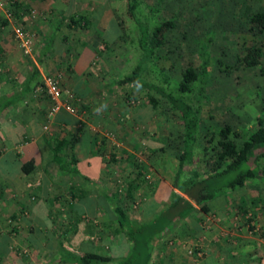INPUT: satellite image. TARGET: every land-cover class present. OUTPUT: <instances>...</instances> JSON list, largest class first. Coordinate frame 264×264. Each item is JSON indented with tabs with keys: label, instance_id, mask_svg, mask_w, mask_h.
Returning a JSON list of instances; mask_svg holds the SVG:
<instances>
[{
	"label": "crops",
	"instance_id": "obj_1",
	"mask_svg": "<svg viewBox=\"0 0 264 264\" xmlns=\"http://www.w3.org/2000/svg\"><path fill=\"white\" fill-rule=\"evenodd\" d=\"M30 1L42 6V0ZM53 8L37 16L33 27L36 43L30 56L10 40L0 44V226L5 225L7 215L13 217V236L19 234V241L31 250V257H20L12 251L8 235L1 231L0 264H60L64 258L57 249L60 239L75 252L96 250L123 256L130 248L125 234L115 229L118 222L113 209L112 169L106 159L114 158L110 153L113 149H109L114 142L101 134L97 112L94 120H89L95 103L91 100L92 86L98 87L97 83L103 81L95 74L106 69L93 61L95 50L89 41L70 32L85 21L74 27L66 24V18L57 28V14L62 8ZM74 11L83 12L66 10V14ZM52 13L56 16L53 26L47 22ZM54 70L62 73L63 89L76 96L75 113L61 108L50 116L49 97L43 91L35 92L44 73ZM81 115L88 120L85 122ZM130 133L131 128L123 129L124 136ZM144 135L150 149L163 150V141L156 133ZM57 136L66 140L61 153L64 162L73 161L64 167L55 162ZM126 155L130 157V151ZM193 159L192 172L195 154ZM175 174L172 179L161 174L157 182L143 184L150 190L136 214L128 211L132 220L150 221L162 209L164 197L168 203L173 192L187 197L174 184ZM206 174L194 172L198 178ZM253 183L264 185V174L259 172L241 186H225L207 200V213L216 214L210 227L199 224L204 211L192 200L194 207L187 216H174L153 234L147 264H191L192 257L185 248L191 242H198L196 245L203 249L201 264H264V188H256ZM232 212L240 217L234 220ZM92 226V234L85 231Z\"/></svg>",
	"mask_w": 264,
	"mask_h": 264
},
{
	"label": "rangeland",
	"instance_id": "obj_2",
	"mask_svg": "<svg viewBox=\"0 0 264 264\" xmlns=\"http://www.w3.org/2000/svg\"><path fill=\"white\" fill-rule=\"evenodd\" d=\"M14 2L19 4L14 6ZM41 4L42 6H37L30 0H0V16L8 19L6 24L0 21V44L1 41L10 40L24 55L30 56L34 52L37 35L33 27L37 24L38 17L46 15L52 6L68 11H83L87 15L85 26H79L70 32L89 41L95 50L93 61H99L106 69L104 73L95 74L103 81L97 83L98 87L92 86L94 96L91 100L95 103L92 104L93 112L89 120H94L93 114L97 112L95 114L99 117L98 127L103 130L101 134L106 138L110 137L114 142L109 148L113 149L110 153L114 154V158L111 160L106 156L112 169L110 178L114 185V202L123 203L129 212L136 214L146 191L150 190L143 184L157 182L161 174L172 179L177 171V159L183 145L180 123L164 97L140 84L116 82L117 78L137 64L140 55L137 40L139 31L127 11V0H42ZM259 9L264 10V0H138L136 14L141 19L149 23L168 18L174 20V25L166 32V41L157 52V59L147 64L143 73L145 78L175 91L182 67L189 61L198 65L201 48H205L208 53L210 73L204 88L206 96L201 100L200 131L194 148V172L197 175L207 172L206 161L213 155L214 149L211 146L215 143L218 135L216 130L220 126L230 124L232 131L236 132H231V135L240 140L255 127L259 116L264 117V74L258 66L242 67L237 64L236 59L244 54L247 46L255 40L260 41L264 48V30L255 31L248 28L247 24L248 15ZM54 14H51L54 17L47 16V22L52 23V26L56 22ZM17 29L27 32L31 37L29 52L19 44ZM2 54L3 51H0V61ZM170 61L174 62V68L168 74L161 69ZM261 61L264 64V53ZM59 74L62 79V73ZM106 83L108 86H105ZM97 89L99 91L95 92ZM147 93H152L158 98L156 110L148 119L146 111L151 109L148 108L150 104L146 99ZM81 117L85 122L88 120L86 116ZM129 128L132 133L124 136L123 129ZM145 132L149 136L156 133L163 141V150L150 149L145 141ZM128 151L130 157L126 155ZM185 167L191 168L190 165ZM140 170L142 174L139 173ZM233 175L234 173H229V177ZM134 177L140 182L141 189L138 187L131 196H127V182ZM178 182H181V179ZM253 185L256 188L257 185L264 188L262 183ZM87 202L88 200L85 201L86 204ZM166 203L167 198L164 197L160 211L167 207ZM233 212L232 218L238 219L240 216ZM86 214L91 215V211L86 210ZM215 218L213 211L204 212L199 224L210 227ZM5 219V225L0 226V233L2 231L8 235L12 251L20 257H31L30 247L19 241V234L13 236L14 218L7 215ZM92 228L93 226L85 227V231L92 234ZM20 231L22 232L23 228H20ZM197 243L191 242L189 246ZM188 247H185L186 250ZM201 251L203 256V249ZM190 263L193 264L192 260Z\"/></svg>",
	"mask_w": 264,
	"mask_h": 264
},
{
	"label": "trees",
	"instance_id": "obj_3",
	"mask_svg": "<svg viewBox=\"0 0 264 264\" xmlns=\"http://www.w3.org/2000/svg\"><path fill=\"white\" fill-rule=\"evenodd\" d=\"M18 4V2H14L13 5ZM137 9L138 0H127V11L135 21L139 31L137 38L140 48L139 61L129 72L117 78L116 82L120 84H140L147 90L159 93L168 102L173 114L180 123L183 145V149L178 155L174 184H177L176 186L187 197L173 192L168 203H166L167 207L165 209L161 210L150 221L140 222L131 219L123 203L114 202L113 209L118 222L115 229L121 234L124 233L128 239L130 244L128 252L123 256H114L111 253H101L96 250L75 252L65 247L64 242L60 239L57 249L64 255V258L60 259V264H147L151 254L149 245L152 243L153 234L163 229L165 222L174 218V216H187L194 207L192 200L200 206L201 210L207 212V200L218 194L222 188L225 186H241L246 179L254 178L259 172L264 174V117L261 116L257 118L255 127L249 131L248 135L240 140L231 135L232 133L236 134V132L232 131V126L228 123L216 130L218 135L215 143L211 146L214 149L213 155L206 161L207 174L204 177L198 178L191 169H186V165L193 164L194 148L200 131L201 100L203 96H206L204 88L210 73L208 70V53L205 48H201L199 52L200 63L194 65L189 61L182 67L180 78L176 81L175 91L148 80L143 76V73L146 71L149 61L157 59V52L166 41V32L174 25V20L168 18L149 23L136 14ZM58 14L59 23L57 28L66 18L68 19L66 24L68 26L72 24L74 27L81 25L88 18L83 12L74 11L66 14V9H61ZM0 21L2 24L8 23L7 17L4 16H0ZM247 24L250 29L263 31L264 10L252 11L248 15ZM263 53L262 43L255 40L247 46L244 54L237 56V64L242 67L258 66L260 72L264 74V64L261 61ZM173 68L174 62L170 61L166 66L163 65L161 70L170 74ZM40 83L41 80L38 84ZM146 97L147 102L150 104L148 108L151 109L146 111L148 119L156 110L158 98L152 93H147ZM65 144L64 137H55L54 148L57 152L55 162L61 167L73 162H64L61 156ZM23 167L28 170L27 166L23 165ZM230 172L234 173L231 177H229ZM139 173L142 174V171L140 170ZM179 179H181V182L177 183ZM139 184L140 182L136 180V177L130 179L125 190L127 196H131L139 187Z\"/></svg>",
	"mask_w": 264,
	"mask_h": 264
},
{
	"label": "built area",
	"instance_id": "obj_4",
	"mask_svg": "<svg viewBox=\"0 0 264 264\" xmlns=\"http://www.w3.org/2000/svg\"><path fill=\"white\" fill-rule=\"evenodd\" d=\"M16 35L19 38V44L26 52H29L32 44L29 34L17 29ZM59 75V73L53 72L44 73L41 83L35 89V92L43 91L49 97L51 101L48 111L50 116L54 115L61 108L69 112H76L74 104L76 96L73 91L63 89ZM187 252L192 256V262L198 264L202 256L201 249L197 245H192L188 247Z\"/></svg>",
	"mask_w": 264,
	"mask_h": 264
}]
</instances>
